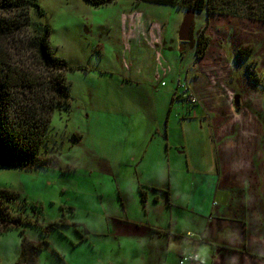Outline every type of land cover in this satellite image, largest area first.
<instances>
[{
	"label": "rangeland",
	"instance_id": "rangeland-1",
	"mask_svg": "<svg viewBox=\"0 0 264 264\" xmlns=\"http://www.w3.org/2000/svg\"><path fill=\"white\" fill-rule=\"evenodd\" d=\"M39 3L45 14L34 10L32 17L49 24L53 53L72 66L65 75L73 99L53 114L39 156L56 155L50 166L0 168V210L9 218L0 221V264L19 259L22 234L47 237L40 264H78L89 252V242L78 244L82 222L93 221L102 204L96 179L103 160L116 166L119 185L140 188L168 187L176 165L195 173L218 161L230 184L242 188L253 161L264 198V21L222 15L208 26L206 10L198 11L189 40L181 41L188 10L177 6ZM181 85L195 95L194 106L179 98ZM134 213L145 214L141 207ZM89 237L96 244L88 261L104 259V249L118 251L110 237Z\"/></svg>",
	"mask_w": 264,
	"mask_h": 264
},
{
	"label": "crops",
	"instance_id": "crops-1",
	"mask_svg": "<svg viewBox=\"0 0 264 264\" xmlns=\"http://www.w3.org/2000/svg\"><path fill=\"white\" fill-rule=\"evenodd\" d=\"M221 165L218 161L208 171L196 169L195 173L183 172L176 165L178 173L169 178L168 187L159 184L140 188L133 183L119 185L113 174L116 166L109 160L99 162L101 174L96 183H100L102 204L95 208L93 221L82 222L85 235L78 244L89 242V252L75 262L179 264L183 253L197 252L203 264H264V198L258 169L250 162L252 168L245 169L240 188L230 184ZM104 180L110 182L102 183ZM134 201L135 206H130ZM139 207L144 215L134 213ZM91 234L97 239L110 237L118 251H113L114 255L104 249V259L90 256L88 261L96 244Z\"/></svg>",
	"mask_w": 264,
	"mask_h": 264
},
{
	"label": "trees",
	"instance_id": "trees-1",
	"mask_svg": "<svg viewBox=\"0 0 264 264\" xmlns=\"http://www.w3.org/2000/svg\"><path fill=\"white\" fill-rule=\"evenodd\" d=\"M86 1L99 6L114 0ZM135 1L194 12L206 10L208 26L214 24L213 17L222 15L264 21V0ZM34 10L45 14L39 0H0V168L50 166L56 155L48 159L39 156L45 154L42 149L53 114L69 109L73 99L65 75L72 66L53 53L51 27L32 17ZM178 96L181 98V93ZM6 214L0 210V221L9 222ZM48 244L45 236L34 241L22 234L21 254L14 264H40L39 253Z\"/></svg>",
	"mask_w": 264,
	"mask_h": 264
},
{
	"label": "built area",
	"instance_id": "built-area-1",
	"mask_svg": "<svg viewBox=\"0 0 264 264\" xmlns=\"http://www.w3.org/2000/svg\"><path fill=\"white\" fill-rule=\"evenodd\" d=\"M181 87H184V91L181 93V98L185 102L189 101L192 104H195L196 103L195 95L188 89V87H186V85L184 86L181 85ZM179 264H203V263L200 261L199 255L197 252H189V253H183L179 257Z\"/></svg>",
	"mask_w": 264,
	"mask_h": 264
},
{
	"label": "water",
	"instance_id": "water-1",
	"mask_svg": "<svg viewBox=\"0 0 264 264\" xmlns=\"http://www.w3.org/2000/svg\"><path fill=\"white\" fill-rule=\"evenodd\" d=\"M193 18H194V11L188 10L185 14L184 20L179 30V37L181 41L189 40Z\"/></svg>",
	"mask_w": 264,
	"mask_h": 264
},
{
	"label": "bare ground",
	"instance_id": "bare-ground-1",
	"mask_svg": "<svg viewBox=\"0 0 264 264\" xmlns=\"http://www.w3.org/2000/svg\"><path fill=\"white\" fill-rule=\"evenodd\" d=\"M133 24H135V28H137L138 27V29L140 28L139 26H140V24L139 23H137V20H136V18L135 17H133L132 18V21H131ZM137 30V29H136Z\"/></svg>",
	"mask_w": 264,
	"mask_h": 264
}]
</instances>
